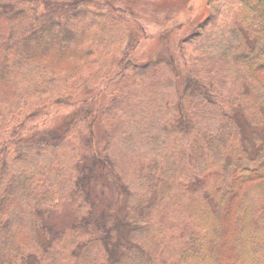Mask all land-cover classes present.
Masks as SVG:
<instances>
[{"label":"trees","instance_id":"obj_1","mask_svg":"<svg viewBox=\"0 0 264 264\" xmlns=\"http://www.w3.org/2000/svg\"><path fill=\"white\" fill-rule=\"evenodd\" d=\"M126 2L0 0V264H264V0L146 63Z\"/></svg>","mask_w":264,"mask_h":264},{"label":"rangeland","instance_id":"obj_2","mask_svg":"<svg viewBox=\"0 0 264 264\" xmlns=\"http://www.w3.org/2000/svg\"><path fill=\"white\" fill-rule=\"evenodd\" d=\"M222 1L220 7L226 8L227 0ZM217 0H127L126 5L130 12L128 17L136 28L143 31L138 45L134 49V57L142 62L168 59L171 55L177 57L178 44L181 38L193 34L202 21L210 15L214 8L219 6ZM228 3V2H227ZM212 4V5H211ZM229 6V5H228ZM231 9V8H230ZM225 12V11H224ZM215 30V35L217 34ZM54 82V80H53ZM64 85L72 86L71 82L63 81L53 85L52 88L63 90ZM101 84L89 92L80 94L81 99H88L97 105H104L108 101L106 93H102ZM86 94V95H83ZM80 103V102H79ZM76 105H52L45 113L28 121L23 129V135H29L35 130L53 128L63 123L66 116L76 110ZM97 141L103 142L106 133L100 126L96 131ZM69 206L59 210L58 221H65L69 216Z\"/></svg>","mask_w":264,"mask_h":264}]
</instances>
